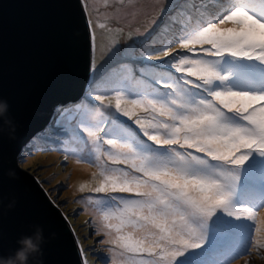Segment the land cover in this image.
Masks as SVG:
<instances>
[{"label":"snow or ice","instance_id":"snow-or-ice-1","mask_svg":"<svg viewBox=\"0 0 264 264\" xmlns=\"http://www.w3.org/2000/svg\"><path fill=\"white\" fill-rule=\"evenodd\" d=\"M153 10L142 30L108 29L103 50L88 22L87 103L58 108L55 119L98 153L103 170L88 191L131 194L111 197L122 206L103 212L102 229L103 243L133 254V264H172L183 249L199 247L192 221L218 209L255 222L253 207L230 203L238 177L228 168L243 165L250 151L264 154V89L235 86L243 67L220 64L232 57L264 66V0H156ZM93 101L114 109L111 120H76ZM81 159L92 163L87 153ZM248 239L234 259L252 247L259 254Z\"/></svg>","mask_w":264,"mask_h":264},{"label":"water","instance_id":"water-1","mask_svg":"<svg viewBox=\"0 0 264 264\" xmlns=\"http://www.w3.org/2000/svg\"><path fill=\"white\" fill-rule=\"evenodd\" d=\"M88 22L81 0H0V104L6 105L0 117V258H14L39 226L43 255L28 264H85L66 216L13 159L58 108L85 95L92 55ZM5 121L14 126V138Z\"/></svg>","mask_w":264,"mask_h":264},{"label":"rangeland","instance_id":"rangeland-1","mask_svg":"<svg viewBox=\"0 0 264 264\" xmlns=\"http://www.w3.org/2000/svg\"><path fill=\"white\" fill-rule=\"evenodd\" d=\"M81 1L88 20L96 26L95 33L100 50H103L104 46L111 40L112 33L108 29L124 27L125 32L135 28L142 30L148 17L154 14L153 7L156 4V0H123L122 4L118 0ZM249 2L251 3V0ZM256 10L260 11L258 8ZM197 19V16L193 17V24L197 22ZM100 25L105 27L101 28ZM228 26L231 27L230 24ZM160 38L167 39L168 37L161 36ZM99 56L100 51L98 50L96 53L98 60ZM220 64L225 66L239 64L243 67L244 74L236 79L235 86L252 90L264 89V66H258L253 62H241L232 57L222 58ZM84 96L80 102H73L64 107H72L82 102L87 103L84 101ZM88 107L90 111L84 113L82 110L81 114L77 115L76 120H79L81 116L93 123L104 119L111 120L110 111H114V109H106L96 101H93ZM54 114L48 125L38 132L41 142H49L39 145L36 137L32 136L30 140L33 138L35 144L31 148L30 146L27 147V150H22L16 157L14 156L15 167L38 181L41 190L66 216L79 241L87 264H133V254L126 253L113 244L103 243L108 238L103 235L104 230L102 229L103 212L115 210L116 207L122 206L119 200L112 201L111 197H128L131 194L95 193L87 190V188L95 187L98 184L99 173L103 170L102 162L96 160L98 153L93 145L87 142L86 136L83 139L74 138L75 133L65 131L55 124L57 111ZM93 116L96 118L93 119ZM129 123L131 122L129 121ZM133 127L135 126L133 125ZM80 136H83V134L81 133ZM100 147L103 151L107 146L101 142ZM85 153L90 155L92 163L81 159V156ZM65 156L68 159H65ZM74 166L87 168L90 173L85 179L80 180L78 186L72 188ZM228 171L238 177L230 200L233 206H250L251 201L254 199L264 198V154L250 151L248 159L243 165L229 166ZM81 184L86 186V190L83 192L80 191ZM89 196L93 197L94 200L99 199L101 203H89L87 199ZM256 213V220L252 222L243 218L235 219L227 216L221 209H218L210 218L199 217L192 221L195 232L190 239L194 243L207 242L210 247H213V244L219 241L218 237L225 238L224 242H227L230 241L232 232H251L252 239L261 246L259 254L257 248L252 247L249 249V255L239 257V260L233 258L228 264H244L249 256L258 263L264 264V207ZM214 229H217L219 234H216ZM129 231L136 234L135 229H129ZM115 235L113 233V237ZM216 248H219L218 245ZM182 251L187 259L184 260L182 254V256L174 258L172 264H188V260L192 257V259L198 258L199 264H212L215 259L208 262L207 260L216 257L208 254L204 259L202 255H206V251L201 252L192 250V248L183 249ZM111 253H114L115 256L113 260ZM136 258L143 257L137 256Z\"/></svg>","mask_w":264,"mask_h":264},{"label":"clouds","instance_id":"clouds-1","mask_svg":"<svg viewBox=\"0 0 264 264\" xmlns=\"http://www.w3.org/2000/svg\"><path fill=\"white\" fill-rule=\"evenodd\" d=\"M5 111H6V105L0 104V117L4 116ZM95 118L96 117L93 116V119H95ZM5 123L9 124V126H10V128H9L10 139L14 138V136H12V133L15 131L14 126L11 125V121H5ZM33 144H35V142L31 143L28 140H26L22 150H27V147H29V146L31 148ZM38 144L42 145L43 143H38ZM8 176L10 178H15V173L13 171H9ZM36 182L38 183V181H36ZM14 205H15V200H13L8 205V208L11 209L14 207ZM52 235L54 236L55 234L53 233ZM22 243H23L24 247L21 250L15 252L14 258L13 257H9L8 259L0 258V264H18V262H19V264H28L30 257L33 258V257L42 256L43 252H42L41 246L43 243H45V240L43 237V230L41 229V227L37 226L33 235L30 237H26L22 241ZM38 264H43V261L42 260L38 261Z\"/></svg>","mask_w":264,"mask_h":264},{"label":"bare ground","instance_id":"bare-ground-1","mask_svg":"<svg viewBox=\"0 0 264 264\" xmlns=\"http://www.w3.org/2000/svg\"><path fill=\"white\" fill-rule=\"evenodd\" d=\"M100 38H101V35H100ZM74 167H75V170L73 171V178H72L73 184H72V188L78 186L79 182H81L83 179H85L89 175V173H90L87 168L80 167V166H74ZM107 238L109 239V237H107ZM183 256H184V254H183ZM111 257H112V260H113V258L115 259L114 253L113 254L111 253ZM192 258H190L188 260V264H199V262L197 261L198 258H194V259H192ZM186 259H187V257L184 256V260H186ZM214 259H216V258H214ZM214 259L212 257L209 260H207V262L208 261H211V260L213 261ZM246 259L247 260L250 259L251 260V264H260L256 260H253L251 256L247 257Z\"/></svg>","mask_w":264,"mask_h":264},{"label":"trees","instance_id":"trees-1","mask_svg":"<svg viewBox=\"0 0 264 264\" xmlns=\"http://www.w3.org/2000/svg\"><path fill=\"white\" fill-rule=\"evenodd\" d=\"M243 251H244V250H243ZM238 255H239V254H238ZM235 256H237V255H235ZM235 256H232V257H235ZM240 257H242V256H240ZM214 258H217V256H216V257H213V259H214Z\"/></svg>","mask_w":264,"mask_h":264}]
</instances>
